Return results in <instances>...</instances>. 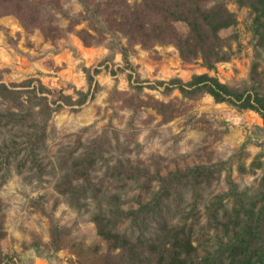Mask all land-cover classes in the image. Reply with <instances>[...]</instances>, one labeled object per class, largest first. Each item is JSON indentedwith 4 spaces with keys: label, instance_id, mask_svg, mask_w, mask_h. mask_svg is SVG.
I'll use <instances>...</instances> for the list:
<instances>
[{
    "label": "rangeland",
    "instance_id": "374dc122",
    "mask_svg": "<svg viewBox=\"0 0 264 264\" xmlns=\"http://www.w3.org/2000/svg\"><path fill=\"white\" fill-rule=\"evenodd\" d=\"M26 1L0 0V82L12 85L34 79L35 85L40 82L51 90V100L65 104L63 96L77 100L79 92L89 90L84 68H98L99 88L80 107L58 108L48 120L43 143L33 152L24 149L32 129L7 124L3 111L9 104L0 103V264H129L119 249L109 251L95 216L110 209L115 212L108 215L111 218L121 205L124 211L139 208L153 198L157 182L148 189L142 178L113 177L108 166L120 160L162 176L195 166L213 168L209 183L177 189L164 203L174 224L188 218L194 259L213 258L239 232L255 227L258 219L264 231L262 116L217 103L208 94L188 99L178 90L166 93L157 84L175 78L189 82L193 75L209 74L237 93L264 99V0H224L229 16L216 33L224 40L216 49L224 60L211 70L201 58H192L181 41L192 33L190 23L202 29L212 26L205 20L215 0H198L195 13L184 15L188 21L179 19L188 0H165L172 27L151 34L143 45L122 35L116 25L102 43L90 38L92 44H85L80 34L85 38V32L95 38L99 34L86 20L71 25L72 16L85 14L80 0ZM30 1H38L41 16L59 25L55 38L23 27L21 17L27 14L22 9ZM89 1L96 5L106 0ZM127 1L133 5L144 0ZM100 6L101 18H113V9ZM119 11L127 14L123 6ZM158 18L162 15L149 20ZM208 31L213 40L214 30ZM26 96L29 93L24 95L28 101ZM28 112L29 107L22 114ZM96 140L103 150L92 173L98 191L77 206L57 184L64 167ZM156 228L153 220L145 229L124 214L117 217L120 235L140 246Z\"/></svg>",
    "mask_w": 264,
    "mask_h": 264
},
{
    "label": "trees",
    "instance_id": "16d2710c",
    "mask_svg": "<svg viewBox=\"0 0 264 264\" xmlns=\"http://www.w3.org/2000/svg\"><path fill=\"white\" fill-rule=\"evenodd\" d=\"M80 1L84 5L85 14L72 16L70 18L71 25H78L82 20H86L89 22V26L91 25V30L99 34V38H95L89 32H85L89 38H85L83 34H80V38L87 45L92 44L90 38L93 43H102L105 39V34L115 31L113 28L115 25L123 33L122 35L133 40L134 43L139 42L142 45L148 39H151V34H161L165 32L166 27H172L168 19V11L166 13L165 0H144L140 4L135 2L133 5L127 0H106L96 5H94V1ZM199 1L208 2L210 0ZM199 1L188 0V4L181 12L179 19H187L188 21L187 16L184 15H187L188 12L194 14ZM215 1L217 2L207 10L209 14L208 22L205 20L206 24L211 23L212 26L202 29L200 26L190 23L192 33L181 41L191 51L192 54L190 56L192 58H201L205 67L209 70L214 68L215 63L224 60L220 56L219 51L216 50L222 48L224 40L216 33L229 16L224 4L225 1ZM24 2L27 1L24 0ZM91 4L93 5L91 6ZM100 4L105 6V8L103 7L105 10L113 9L111 14L113 18L110 17L109 19L111 22L101 18L102 7ZM122 6L126 8L127 14L119 11ZM40 8L41 5H39L38 1H30L29 4H25L22 10L27 14V17H21L22 25L27 29L38 28L45 36L53 39L61 29L59 25L53 23L52 19H44L41 16ZM115 8L118 9L115 10ZM158 15H162L161 20L160 18L155 21L149 20L151 17ZM165 19L168 20L165 22ZM210 29L214 30L213 40H209L210 36L206 33ZM122 53L125 62H128L127 53L124 49ZM184 57L188 59V56L185 55ZM84 72L89 83V90L87 92H79L77 100H73L71 96H63L62 99L66 100L65 104H60L57 100H51L49 98L52 93L51 90L40 82L35 85L34 79H28L20 84L12 85L0 82V103L7 102L9 104L7 109L3 111L7 114V117H3L6 123H10L13 127L21 125L32 129V132L27 135L24 141V149L33 152L39 142L43 143L48 120L58 108L64 105L80 107L88 99L94 98L99 88L95 75L100 72V69L84 68ZM131 78L132 76L129 75V82L132 81L130 80ZM157 84L164 86L166 93L178 90L183 97L188 99H196L208 94L217 103L227 102L238 109L255 111L264 120L263 98L248 92L237 93L209 74L193 75L189 82L175 78L169 82L162 81L157 82ZM137 87L138 89L141 88L140 86ZM150 87L153 88V86ZM25 93H29V96H26L28 101L24 98ZM28 102L30 105H28ZM27 107L30 108L31 112H28L30 115L28 113L22 114L26 112ZM40 117H43V121L39 124L37 120ZM39 126L41 131L37 130ZM102 158L103 150L102 148L98 149V140L93 141L69 167H64V173L57 184L58 191L66 195L71 203L80 206L82 199L88 200L89 195L96 194L98 191L96 189L97 184L92 181V173ZM127 162L129 163L123 164L120 160L113 166H108V169L112 170L113 177L122 176L123 181L142 178L144 187L148 189L151 188L152 183L157 182V191L154 192L153 198L148 203L137 209L124 211L121 205L118 207L119 214L116 213L111 218L108 215L114 211L110 209L107 211L101 209L100 211L103 214L95 216L98 233L108 243L111 253L119 249L122 254L125 253L129 264H264V231L260 227L261 220H257L255 227H249L248 230L239 232L238 238L234 241L221 246L220 251L213 258H205L199 261L192 256L194 247L191 234L192 228L187 227L186 224L188 218L186 217L181 223L174 224L172 222L173 219L168 216L169 211H166L164 203L171 193L177 189L209 183L215 172L213 168L210 166H195L162 176L159 172L152 174L149 167L140 168L132 165L130 160H127ZM212 210L216 211L215 209ZM122 214L130 218L134 223H140L145 229L148 228L150 221L156 222L157 228L152 238L145 243L143 242L142 246H140L120 235L117 230V217ZM112 218H114V223Z\"/></svg>",
    "mask_w": 264,
    "mask_h": 264
}]
</instances>
